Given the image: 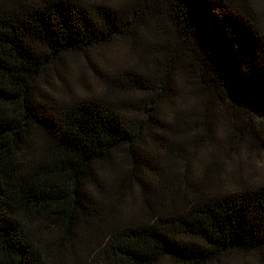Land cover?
<instances>
[{"label":"trees","instance_id":"obj_1","mask_svg":"<svg viewBox=\"0 0 264 264\" xmlns=\"http://www.w3.org/2000/svg\"><path fill=\"white\" fill-rule=\"evenodd\" d=\"M118 44L100 91L64 78ZM218 104L264 119V0H0V264H264V183L164 166Z\"/></svg>","mask_w":264,"mask_h":264},{"label":"rangeland","instance_id":"obj_2","mask_svg":"<svg viewBox=\"0 0 264 264\" xmlns=\"http://www.w3.org/2000/svg\"><path fill=\"white\" fill-rule=\"evenodd\" d=\"M123 49V46L118 44L105 50L106 52L93 54L91 60L76 59L70 64V68L64 71V78L75 87L76 92L85 89L83 85L91 87L96 92L100 91L102 85L96 78L94 66L99 71H102L104 65L117 66L116 62L119 61ZM58 81L62 86L63 82L57 78L55 82ZM183 85L185 102L182 109L184 120L189 121V116L186 117V114L202 113L205 109L195 96L197 86L194 81L185 78ZM210 113H212L210 117L212 121L209 119L211 123H207L205 119L189 123L183 127L182 135H178V145L187 149L186 155L183 157L177 155L164 164L171 171L173 187L183 193L186 192L183 179L189 161L191 164L189 175L195 181L198 177L215 176L222 178V184L229 190L264 183V146L256 144L254 132H258L260 140L264 143V119L246 110L232 109L231 106L223 104L215 105ZM152 156L156 157L154 154ZM117 167L118 169L126 167L125 162H121V158ZM148 179L152 187H156L157 178L148 177ZM140 204V190L134 187L133 192H128L124 201L119 203L121 216L125 218L137 216L140 214ZM237 262L252 261L250 258H244Z\"/></svg>","mask_w":264,"mask_h":264}]
</instances>
